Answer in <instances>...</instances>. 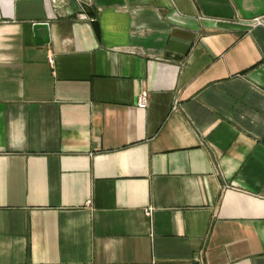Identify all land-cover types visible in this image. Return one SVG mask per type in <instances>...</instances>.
<instances>
[{
  "label": "crops",
  "instance_id": "crops-1",
  "mask_svg": "<svg viewBox=\"0 0 264 264\" xmlns=\"http://www.w3.org/2000/svg\"><path fill=\"white\" fill-rule=\"evenodd\" d=\"M0 264H264V0H0Z\"/></svg>",
  "mask_w": 264,
  "mask_h": 264
},
{
  "label": "built area",
  "instance_id": "built-area-1",
  "mask_svg": "<svg viewBox=\"0 0 264 264\" xmlns=\"http://www.w3.org/2000/svg\"><path fill=\"white\" fill-rule=\"evenodd\" d=\"M78 16L80 18H86V15L84 13H79ZM91 20L93 18H90ZM252 24H262L263 21L261 20V18H253V20H251ZM49 60L52 62V57H49ZM147 102H148V99L146 98V94L143 93V94H140L138 96V101H137V105L141 108H145L147 106ZM149 209L146 210V214L148 213Z\"/></svg>",
  "mask_w": 264,
  "mask_h": 264
},
{
  "label": "water",
  "instance_id": "water-1",
  "mask_svg": "<svg viewBox=\"0 0 264 264\" xmlns=\"http://www.w3.org/2000/svg\"><path fill=\"white\" fill-rule=\"evenodd\" d=\"M32 28H33V31L34 33H36L37 29L38 28H44V29H47V23H43V22H35L32 24ZM48 36H45V39H47Z\"/></svg>",
  "mask_w": 264,
  "mask_h": 264
}]
</instances>
